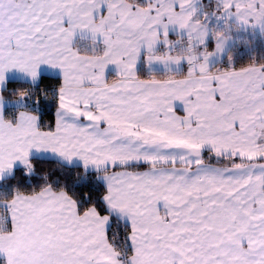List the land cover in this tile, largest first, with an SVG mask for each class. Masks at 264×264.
Returning <instances> with one entry per match:
<instances>
[{
  "label": "snow or ice",
  "instance_id": "obj_1",
  "mask_svg": "<svg viewBox=\"0 0 264 264\" xmlns=\"http://www.w3.org/2000/svg\"><path fill=\"white\" fill-rule=\"evenodd\" d=\"M0 264H264V0H0Z\"/></svg>",
  "mask_w": 264,
  "mask_h": 264
},
{
  "label": "trees",
  "instance_id": "obj_2",
  "mask_svg": "<svg viewBox=\"0 0 264 264\" xmlns=\"http://www.w3.org/2000/svg\"><path fill=\"white\" fill-rule=\"evenodd\" d=\"M234 54H238L236 52H234ZM256 55L258 56L259 55V52L256 53ZM245 62H248V57L245 56L244 59L241 61V63H245ZM51 83H55V81H52ZM49 84V81H45L44 82V85L43 87H46L47 85ZM54 102L49 101V107H48V112H49V115H45L44 119L46 121H50L53 119V116L51 115V113H54L55 111V108H54ZM41 169L43 171H53V170H57L58 169V166L55 162H52V161H46V162H43L41 165H40ZM65 171L66 173H68V176L67 178L71 181L73 179L76 178V175L77 174H80L81 173V169L80 168H70V169H65L63 170ZM56 175H60V171H56ZM27 190V189H26ZM80 190H83V191H88L87 187L83 188V189H78V191Z\"/></svg>",
  "mask_w": 264,
  "mask_h": 264
}]
</instances>
